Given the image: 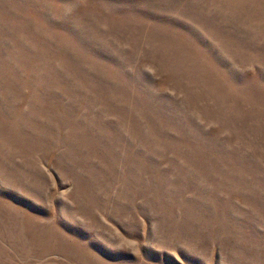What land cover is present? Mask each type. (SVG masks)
<instances>
[{"label":"rangeland","instance_id":"rangeland-1","mask_svg":"<svg viewBox=\"0 0 264 264\" xmlns=\"http://www.w3.org/2000/svg\"><path fill=\"white\" fill-rule=\"evenodd\" d=\"M0 264H264V0H0Z\"/></svg>","mask_w":264,"mask_h":264}]
</instances>
